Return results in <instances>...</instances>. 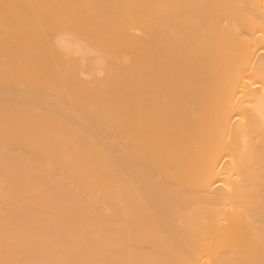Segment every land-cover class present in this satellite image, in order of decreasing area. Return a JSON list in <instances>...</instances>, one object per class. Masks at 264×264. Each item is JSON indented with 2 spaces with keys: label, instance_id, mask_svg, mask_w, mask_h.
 I'll list each match as a JSON object with an SVG mask.
<instances>
[{
  "label": "bare ground",
  "instance_id": "obj_1",
  "mask_svg": "<svg viewBox=\"0 0 264 264\" xmlns=\"http://www.w3.org/2000/svg\"><path fill=\"white\" fill-rule=\"evenodd\" d=\"M0 264H264V0H0Z\"/></svg>",
  "mask_w": 264,
  "mask_h": 264
}]
</instances>
